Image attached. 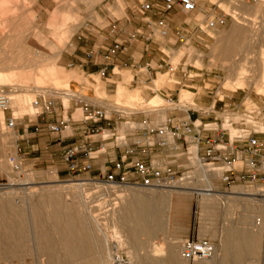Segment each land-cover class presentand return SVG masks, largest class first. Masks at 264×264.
I'll return each mask as SVG.
<instances>
[{
	"label": "rangeland",
	"instance_id": "1",
	"mask_svg": "<svg viewBox=\"0 0 264 264\" xmlns=\"http://www.w3.org/2000/svg\"><path fill=\"white\" fill-rule=\"evenodd\" d=\"M138 1L0 0V74L2 73L6 79L0 84V90L6 91L10 97L18 93L20 97L22 96L18 106L14 104V100H11V106L5 111H0V186L11 187L9 190H0V207L13 220L15 217L11 211L7 210L8 204L20 208L21 218L27 224L25 227L21 225L17 228V230L23 231L24 237L20 242V251L18 250V253H15V255H22L24 264H88L91 262L83 260L81 256L69 258L66 255L68 251L63 249V244L61 246L59 238L52 227L56 222V218L53 217L51 212L57 211V209L61 212L59 220H57L60 221V225L64 224V218L67 219L68 226L66 229L69 228L67 237L70 240L69 242L67 240L66 245H69V247L71 246V239L72 243H75L76 240V243H102L100 232L94 224L92 226L93 220H98L97 223L102 231L107 229L105 231L110 234L107 241L112 243L115 241V238L113 239L111 236L112 228L113 226L118 228V225H114L115 222L114 219H111V214L113 211L118 210L119 204L124 199L123 194L126 189L119 191V196L117 191L115 201H102L95 204L97 207H93L90 203L86 204L84 202L82 204L81 200L84 199V195L80 193L79 196L80 191H78V188L67 185L69 176L62 160L58 159L56 166L50 170L42 168L46 161H43L41 165H33L32 161L28 160V156L23 154L24 151L19 150L20 137L15 129L7 128L6 124L11 116L34 119L47 115L46 112L41 114L43 106L40 95L44 94L55 98L54 112L50 114L76 120L82 116L80 101L85 100L109 108L118 107L123 111L157 110L164 115V110H160L161 106L169 108L171 105L163 95V93L167 95V92H163V90L168 89L170 92H174V90L180 88L188 89V86L192 84L190 80L193 78L182 80L179 69L180 65L183 66L184 70L188 65H192L201 71H189L190 76H198L196 75L198 73V78H201L202 72L211 70L209 75L206 76L210 77V81L205 80V86L211 88L217 98H221L223 95L222 100L225 102L229 101L227 97H231V101L234 100L235 102L242 100L247 106L255 107L264 116V0H243L238 3L235 0H199V7L203 9V12L200 11L196 15V19L204 23L210 16L224 13L227 15L226 24L207 32L208 35L201 36L204 39L202 44L195 45L190 42V44L184 46L179 45L176 51H172L173 58L170 62L173 67H176L174 72H169L164 68L163 70H156L154 73H150L145 69L139 73L133 71L130 67L118 66L114 70L116 75L113 77L108 76V79L101 77L98 73H86L79 66L81 61L85 62L86 51L98 49L101 46L108 35L111 23L115 19L123 28L125 19L128 16L130 17L131 8H134ZM194 19L188 18L186 21L193 24ZM235 25L240 27L236 32L228 37L223 36L225 59L214 60L212 65L209 50L212 48L214 40L210 37H216V34L212 35V33L216 30L219 31L218 35L229 33L231 29L235 28ZM127 32H131V30L129 29ZM160 62L159 58L154 59L151 65L156 68ZM140 64L144 66L145 62ZM120 82L123 83L119 84L116 90ZM221 86L224 87L221 88ZM198 90L202 92L200 87H198ZM217 90L222 91V95H219ZM181 94L180 103H193L194 98L197 96L195 94L192 96L185 91H182ZM155 97H159L161 100L158 104L152 106L150 103ZM123 99L126 100V104L121 103ZM32 102L35 105L34 108ZM138 102L141 103L136 104ZM196 108L200 107L196 106ZM77 112H79L78 116L76 115ZM36 156L38 157V155ZM11 157L16 159L23 157L19 170L12 168L9 162ZM53 172L56 174L54 177H52ZM68 196L71 197L72 201H67ZM52 200L59 203L57 208ZM65 202L71 206L70 209L66 208ZM187 203L188 207L182 215V219L176 225V229L180 233L173 235L171 232L167 234L158 232L155 234L152 243L165 244L174 237L180 239L181 242V239L186 236L181 234L184 225L189 226H187L189 237L207 236L215 243H219V238L213 236V233L208 232L204 236L199 233V230H201L199 204L198 213L195 214L196 206L192 196L189 197ZM35 204L37 205L35 206ZM83 205L89 212H92L88 218L84 216L83 211L85 208ZM34 209H37V214L40 213L36 221L34 220L36 217L32 213ZM73 209L74 211H72ZM76 214L77 216H75ZM70 218L72 219L70 220ZM42 220L44 224H42ZM72 220L74 223H72ZM212 221L214 226L210 230L220 229L222 223L220 216H215ZM17 222L19 224L20 220H17ZM43 226L47 227L46 231H43L45 229ZM40 228L42 229L40 230ZM49 229L53 230L49 231ZM40 232L43 233V237H39L41 236ZM44 238L50 239L51 246H54L53 255L56 258L54 261H50L48 255L39 250V245H47L43 241ZM138 238L141 241L148 239L146 235H139ZM66 245L64 244V246ZM61 249L63 252H61ZM76 253L79 255L82 252ZM76 253L74 254L76 255ZM121 253L127 257L128 253L131 254L132 251L126 245H123L120 249ZM133 253L135 255L134 260L137 261L144 259L149 251L136 250ZM9 255L11 253H7V246L4 247L0 244V264L20 261L19 257L21 258V256L8 257ZM93 263L96 264V262ZM246 264H252L251 260Z\"/></svg>",
	"mask_w": 264,
	"mask_h": 264
},
{
	"label": "built area",
	"instance_id": "2",
	"mask_svg": "<svg viewBox=\"0 0 264 264\" xmlns=\"http://www.w3.org/2000/svg\"><path fill=\"white\" fill-rule=\"evenodd\" d=\"M242 1L235 0L237 3ZM175 9L183 16H196L203 12L199 0H162L160 6H156L152 0L138 1L130 13L142 22V26L122 37L120 35L124 30L115 19L105 38H113L111 43L106 47L87 50L85 59L107 61L99 69L101 77L108 78L109 73L116 75L114 70L118 66L113 65L112 60L124 51L125 44L137 41L151 43L157 38H167L170 28L163 14ZM153 13H157L158 17H153ZM226 17L224 13L215 14L204 23L195 19L193 24L177 28L175 43L183 46L190 44L192 30L200 36L208 35L207 32L224 26ZM162 53L165 58L156 68L149 62L144 66L137 63V71L140 73L145 69L154 73L166 68L174 72L176 67L167 60L170 52ZM182 71L186 79L195 77L190 76L187 68ZM174 92H177L176 96ZM174 92H168L165 96L171 105L166 111L172 110L177 114H166L163 118L157 110L123 111L118 107L109 108L85 100L80 101V119L61 116L60 120L49 124L48 129L54 134L79 132L78 141L66 146L62 153L69 180L80 186L93 207L102 201H115L116 189L125 187L146 191H188L195 202V214L198 213L202 197L215 193L230 194L236 187L245 191V194L240 193L242 195L250 192L248 195L264 207L262 113L242 100L218 106L223 101L217 97L204 108H196L193 103L180 106L179 90ZM40 98L43 106L41 114L53 113L55 98L44 94ZM9 103V95L0 90V109L7 110ZM115 114L117 118H114ZM136 114L144 116L133 118ZM18 120L11 116L7 120V128L15 129ZM22 160L23 157H11L9 162L14 170H19ZM218 185L221 189L217 188ZM255 220L256 225L264 231V212ZM216 249L213 240L190 236L180 243L179 254L188 263H204L215 257ZM7 264L23 263L14 261Z\"/></svg>",
	"mask_w": 264,
	"mask_h": 264
},
{
	"label": "crops",
	"instance_id": "3",
	"mask_svg": "<svg viewBox=\"0 0 264 264\" xmlns=\"http://www.w3.org/2000/svg\"><path fill=\"white\" fill-rule=\"evenodd\" d=\"M152 1L156 6H160L162 3V0H152ZM151 15L155 18L158 17L157 13H153ZM163 16L167 20L170 28V33L167 38L164 39L157 38L155 41L151 43L137 41L132 44H125L124 51L118 54L116 57H114V59L112 60V64L121 67H130L133 71L137 72V68H136L137 63H143V62L151 63L152 60L158 58L160 59V61H162L165 58L162 51L165 53L167 51L170 52V55H168L167 57V60L170 61L173 58V54L171 55V53H173L172 51H176L177 50L176 48L179 46V44L175 43L174 40V33L176 29L179 27H185V25L189 23L188 21H186V19L188 18L196 19V16L195 15L183 16L177 9L169 13L163 14ZM138 26H142V22L130 13V17L128 16L125 19L123 25L124 31L120 36L123 37L129 29L133 30ZM234 27H235L234 29H231L229 33L226 34L218 35L219 33L218 30L212 33V35L216 34V37L213 36L210 37V39L213 38L214 40L212 48L209 50V57L212 59V65L214 64V60H217L219 58H222V60L225 59V56L223 54L224 53L223 43L225 42L223 36L228 37L229 35L233 34L240 28L238 25H235ZM190 37H191V42L194 43L195 45L202 44V42H204V39L201 38V36L197 33V31L192 30ZM112 39L111 38L104 39L100 47H106L111 43ZM84 60L85 62L81 61L79 66L86 73L89 74L98 73L99 69L107 62V61L92 62L86 60L85 57ZM180 69H179V72L181 74L180 78L182 80H187L186 77L184 76L185 72L182 71L183 66L180 65ZM187 71L197 72L201 70L197 68H193L191 67V65H189L187 67ZM210 72L211 70L210 71L206 70L202 72L201 78H198L199 74L195 73L198 76H195L193 79L190 80L192 83L190 86H188V89L190 90L184 88L179 89L178 101L180 106H185V104H188V102L180 103V97L182 96L181 94L182 91H185L191 94L192 96L194 94L197 95L193 100V104L199 106L200 108L207 107L215 100L216 94L212 92L211 88L205 86L206 84L205 80H207L208 82L210 81V77H206L209 75ZM108 75L109 77L114 76L110 73ZM123 82L118 83L116 90L119 84ZM198 87L202 89V92H199ZM223 87L224 86H221V88ZM165 91L167 93L170 92L168 89H166ZM217 93L219 95L220 94L222 95V91L220 90H217ZM174 94L176 96L177 92H174ZM163 95L166 96L164 93ZM222 98L223 95L220 99ZM227 98L229 100L228 102L222 100L223 102H219L218 106L221 105L222 103L231 104L235 102L234 100L231 101L232 99L231 97H227ZM121 103L126 104V100L123 99ZM139 103L141 102H138L136 104ZM162 107L163 106H161L160 110H164V115L158 112V115L161 116V118H163L166 114L173 115L176 113L172 110L166 111V108L162 109ZM190 114L192 113H189V115ZM180 115L182 116L183 114ZM142 116H144V114H136L133 116V118H141ZM192 116H194V114H192ZM60 117L61 116L57 114H47L34 119L19 118L17 125L15 127V132L20 137L19 138L20 143L18 145L20 147L19 150L24 151L23 154L28 156V160L32 161L33 165L36 164L41 165V163L43 164V161H46V164H43L42 168L47 170L53 169L56 166V161L58 159L62 160V153L65 147L75 141H78V139L80 138L79 132L77 131H65L62 132L61 134H54L49 131L48 125L57 122L58 120L61 119ZM117 117L118 115L115 114L114 118ZM36 155H38V157ZM54 176H56V174L53 172L52 177ZM217 188L221 189V186L218 185ZM136 189L137 188H126L124 190L125 197L122 200V203L120 204V207L123 208L122 209L120 208L118 214H115L116 216H114L115 224L118 225V228L120 227L119 228L120 232L123 231L124 233L123 232L122 233L126 236L125 237L124 235H122L123 237L122 246L125 245V242L127 241L126 246H128V249L132 251L131 254L128 253L127 257H125L122 253L121 254L124 256V258L129 260L131 264H158V262L159 264H191L184 261L179 255L180 243L184 239L189 237L188 225L183 226V230L181 234L186 236L185 238L181 239V242L180 239L174 237L168 240L165 244L152 243L155 234L158 232H163V234H167L171 232L173 235H178L180 233L176 229V225L178 224L180 219H182V215L185 213L186 208L188 207L187 202L191 194L187 191H180V190L169 191L170 193L164 190H155L156 192H154L153 190L152 193L150 190H149L150 192H148L146 190L142 191V189H139L138 191L135 192ZM236 192L238 195L236 194ZM240 192H243V189L236 187L232 189V192L230 194L227 195L222 194L224 195L222 196L221 193L219 194L215 193L212 194L211 196H206L205 198L203 197L199 201L200 219H201V223H200L201 230H199V233L202 234V236H204L206 233L211 232V234L213 233V236H217L219 238V243L218 244L216 243L217 254L215 255L212 262H210V264H246V262H248L249 260H251L252 264H264V241H263L264 233L261 229L254 228V220L257 216L263 215L264 207L258 201L249 198L247 196H244L240 194ZM139 195H141L142 197ZM127 197L128 198L130 197V199H128ZM166 199L167 201L169 200L170 201L166 202ZM148 200L151 201L149 202ZM161 200L165 201V203L162 208L163 211L160 212L159 209H160ZM127 207L128 209H126ZM137 208L138 210H136ZM128 210L130 212H128ZM140 210L142 211L139 212ZM246 212H248V214ZM134 214H136L137 217ZM163 214H165V216ZM128 216L130 217L131 221L128 218ZM131 216L134 217L132 218ZM215 216H220L222 223L220 224V229L212 231L210 229H212L214 226V222L212 221V219ZM150 218L154 222L153 224ZM230 219L232 220L230 221ZM132 221H134L136 224ZM126 223H129V225ZM125 226L127 227V229ZM150 228L153 231L152 230L146 231L147 229ZM135 231H137V233ZM132 234H134L135 237H133L134 235ZM139 235H146L148 239L146 241H141L138 238ZM251 235H253V237ZM204 237L208 238L207 236ZM132 238L133 240L131 241ZM71 244L72 245L69 247V250L72 251L74 250L75 252H82L79 255L76 254V256H81L83 260L91 261L88 264H94L93 262L99 264L100 257L106 251L104 245L100 242H81V243H71ZM155 246L157 247L155 248ZM136 250H148L149 253L147 254V256L144 257V259L135 261L133 260V258L135 259V255L133 251ZM155 250L158 252L155 253ZM151 251L153 254L151 253ZM129 257L130 259H128ZM192 264H209V263H192Z\"/></svg>",
	"mask_w": 264,
	"mask_h": 264
},
{
	"label": "bare ground",
	"instance_id": "4",
	"mask_svg": "<svg viewBox=\"0 0 264 264\" xmlns=\"http://www.w3.org/2000/svg\"><path fill=\"white\" fill-rule=\"evenodd\" d=\"M262 68H263V66H262ZM264 74V73H263ZM55 75V74H54ZM53 78V77H52ZM56 78V77H55ZM262 78V77H261ZM60 79V78H59ZM6 79L4 78V76L2 75V73L0 74V84H2L4 81H5ZM51 80V79H50ZM56 80V79H55ZM59 82H61V81H59ZM263 82V81H262ZM56 83V82H55ZM54 87H55V85H54ZM58 87V86H57ZM120 91V90H119ZM6 92V91H5ZM8 94V93H7ZM19 94V93H18ZM15 95L14 94V96H9V98H10V103H9V105H8V108L11 106V100H14V104L15 105H19V102H20V98L22 97H20V95ZM22 95V94H21ZM142 95V94H141ZM119 96H120V94H119ZM132 96V95H131ZM137 96V95H136ZM143 96V95H142ZM134 98V97H133ZM31 99V98H30ZM22 100V99H21ZM160 98L159 97H155L154 99H152L151 100V103H150V105H152V106H155L156 104H158L159 102H160ZM30 103V102H29ZM33 103V102H32ZM21 105V104H20ZM34 103H33V108H34ZM149 106V105H148ZM31 108V107H30ZM29 108V110H31ZM32 108V109H33ZM0 111H4V110H2V109H0ZM16 111V110H15ZM35 111V110H34ZM1 114V113H0ZM76 115L78 116L79 115V112H77L76 113ZM67 185L68 186H72V187H74V188H78V191H80L78 194H79V196H80V193L81 194H83L84 195V191H82V189L80 188V186L79 185H77L76 183H74V182H72V181H70V180H67ZM59 186V185H58ZM26 189L28 188V187H25ZM125 188H127V187H125ZM125 188H118V189H116V193H117V191H118V196H119V191H123L122 189H125ZM9 189H11V187L10 186H6V185H3V186H0V190H9ZM68 190V189H67ZM129 190V189H128ZM133 190V189H132ZM139 189H136L135 190V192L136 191H138ZM177 190H180V189H177ZM143 191V190H142ZM151 192L153 191V190H150ZM150 191H148V192H150ZM164 191H173V190H164ZM180 191H185V190H180ZM242 191V190H241ZM50 192V191H49ZM63 192V191H62ZM154 192H156L155 190H154ZM178 192V191H177ZM188 192V191H187ZM64 193V192H63ZM66 193H67V191H66ZM129 193V192H128ZM131 193V192H130ZM141 193V192H140ZM153 193V192H152ZM151 193V194H152ZM170 193V192H169ZM241 193V192H240ZM248 193H250V192H247L246 193V195H244V196H247V197H249V198H252L250 195H248ZM50 194H52V193H50ZM56 194V193H55ZM136 194V193H135ZM144 194V193H143ZM142 194V195H143ZM150 194V195H151ZM167 194V193H166ZM236 194H237V192H236ZM243 194H245V191L243 190ZM44 195V194H43ZM124 195V194H123ZM131 195V194H130ZM170 195V194H169ZM168 195V196H169ZM222 195V194H221ZM227 195V194H226ZM238 195V194H237ZM236 195V196H237ZM45 196V195H44ZM46 196H48V195H46ZM51 196V195H50ZM75 196V195H74ZM122 196V195H121ZM129 196V195H128ZM132 196V195H131ZM139 196H141V195H139ZM153 196V195H152ZM157 196V195H156ZM171 196V195H170ZM222 196H224V195H222ZM241 196V195H240ZM53 197V196H52ZM67 197V196H66ZM124 197H125V195H124ZM123 197V198H124ZM138 197V196H137ZM142 197V196H141ZM151 197V196H150ZM160 197V196H159ZM206 197V196H205ZM204 197V198H205ZM41 198V197H40ZM80 198V197H79ZM83 198V197H82ZM128 198V197H127ZM126 198V199H127ZM140 198V197H139ZM203 198V197H202ZM238 198H240V197H238ZM39 199V198H38ZM63 199H64V197H63ZM73 199V198H72ZM77 199H78V197H77ZM81 199V198H80ZM128 199H130V197L128 198ZM127 199V200H128ZM227 199V198H226ZM244 199H246V198H244ZM253 199V198H252ZM71 200V197L70 196H68V198H67V201H70ZM122 200V199H121ZM121 200H120V202H121ZM145 200V199H144ZM153 200V199H152ZM165 200V199H164ZM228 200V199H227ZM38 201V200H37ZM57 202L59 201V199L58 200H56ZM72 201V200H71ZM132 201V200H131ZM149 201V200H148ZM151 201V200H150ZM149 201V202H150ZM170 201V200H169ZM169 201H167V199H166V202H169ZM248 201V200H247ZM40 202V201H39ZM43 202H44V199H43ZM52 202H54V206H56V208H57V206H58V204L59 203H57V202H55V201H53L52 200ZM73 202H74V200H73ZM76 202H78V201H76ZM81 202H82V204H84V202L87 204L88 203V201L86 200V198H85V195H84V199H82L81 200ZM133 202V201H132ZM138 202V201H137ZM1 203H3V202H1ZM45 203V202H44ZM43 203V204H44ZM75 203V202H74ZM122 203V202H121ZM134 203V202H133ZM164 203H165V201H163V200H161L160 201V212L161 211H163L162 210V208H163V205H164ZM5 204H6V202H5ZM4 204V205H5ZM89 204V203H88ZM227 204V203H226ZM37 204H35V206H36ZM41 205V204H40ZM50 205H52V204H50ZM65 205H66V208H68V209H70L71 208V206L68 204V203H66L65 202ZM120 205V204H119ZM144 205V204H143ZM7 206V205H6ZM44 206V205H43ZM42 206V207H43ZM64 206V205H63ZM84 206V205H83ZM88 206V205H87ZM130 206V205H129ZM135 206V205H134ZM133 206V207H134ZM247 206H249V205H247ZM47 207V206H46ZM52 207V206H51ZM82 207V206H81ZM131 207V206H130ZM136 207V206H135ZM157 207V206H156ZM8 208V209H7ZM6 209L7 210H9V211H11L12 213H13V216L15 217V219L13 220L12 218H11V216L9 217V216H7L4 212H3V209L0 207V244H1V246L3 245L4 247H6L7 246V253H11V255H9L8 257H14V256H17V255H19V254H17V255H15V253H18V250L20 249V242H21V239L24 237V233H23V231L22 230H17V228H19V226H24L25 227V225H27V224H25V222L23 221V218H21L22 216H21V213H20V208H18V207H16V206H14V205H12V204H8V207H7ZM28 208V207H27ZM31 208V207H30ZM29 208V209H30ZM83 208V207H82ZM84 213H85V215L84 216H86V218H88L89 217V215H90V213H92V212H89L88 210H87V208L84 206ZM121 207L119 206V208H118V210H116V211H113L112 212V214H111V219L113 220L114 219V216H116L115 214H118V211H119V209H120ZM123 208V207H122ZM121 208V209H122ZM240 208V207H239ZM33 209V208H32ZM48 209V208H47ZM65 209V208H64ZM68 209H67V211H68ZM126 209H128V207L126 208ZM131 209V208H130ZM129 209V210H130ZM133 209V208H132ZM156 209V208H155ZM170 209V208H169ZM260 209V208H259ZM258 209V210H259ZM5 210V209H4ZM46 210V209H45ZM124 210V209H123ZM128 210V212H130ZM136 210H138V208L136 209ZM22 211V210H21ZM30 211V210H29ZM40 211V210H39ZM72 211H74V209L72 210ZM76 211V210H75ZM92 211V210H91ZM127 211V210H126ZM131 211H133V210H131ZM142 210H140L139 212H141ZM156 211V210H155ZM246 211V210H245ZM23 212V211H22ZM71 212V211H70ZM137 212V211H136ZM135 212V213H136ZM169 212V211H168ZM256 212V211H255ZM31 213V212H30ZM33 215H35V217L36 218H34V220L36 221L37 220V218L39 217V214H37L38 213V211H37V209H34L33 210ZM52 214H53V217H55L56 218V222L54 223V225L52 226L53 227V229H54V231H55V234L57 235V237L59 238V243L61 244V246H62V244H63V249L65 250V251H68V253L66 252V255H68V257L69 258H72V257H74V256H76L74 253H76L74 250L72 251V250H69V245H66V242H67V240H68V235H67V230L69 229H66V227L68 226L67 224H68V221H67V219H65L64 217V220H63V222H64V224L62 225H60L59 224V222L60 221H57V220H59L58 218L60 217V214H61V212H59V210L57 209V211H52L51 212ZM247 214H248V212H246ZM250 213H252V212H250ZM257 213V212H256ZM75 214V213H74ZM129 214V213H128ZM127 214V215H128ZM140 214V213H139ZM260 214V213H259ZM46 215V214H45ZM50 216H51V214H49ZM135 216H136V214H134ZM162 215V214H161ZM164 216H165V214H163ZM246 215V214H245ZM253 215V214H252ZM38 216V217H37ZM75 216H77V214L75 215ZM120 216V215H119ZM151 216V215H150ZM155 216V215H154ZM249 216V215H248ZM251 216V215H250ZM72 217V216H71ZM91 217V216H90ZM93 217V216H92ZM132 217V216H131ZM134 217V216H133ZM132 217V218H133ZM137 217V216H136ZM252 217V216H251ZM25 218V217H24ZM77 218V217H76ZM79 218V217H78ZM122 218H123V216H122ZM128 218L130 219V217L128 216ZM142 218V217H141ZM54 219V218H53ZM72 218H70V220H71ZM117 219V218H116ZM121 219V218H120ZM161 219V218H160ZM251 219V218H250ZM17 220H20V223L18 224V222H17ZM40 220V219H39ZM74 220V219H73ZM72 220V221H73ZM84 220V219H83ZM89 220H90V218H89ZM97 220V219H96ZM150 220H151V218H150ZM72 221H70V223L72 222ZM87 221V220H86ZM98 221V220H97ZM97 221H95V220H93V223H92V226H93V224H94V226H95V228L100 232L99 234H101L100 236V238H101V241H102V244L104 245V247H105V249H106V251L103 253V255L100 257V263L99 264H131V262L129 261V260H127L126 258H124V256H122L121 254H120V249H121V246H122V244H123V238H122V235H124L122 232H120V229H118L116 226H113V228H112V234H111V236H112V238L114 239L115 238V241H113L112 243H109L108 241H107V237H108V235H110V234H108L106 231H107V229H104L103 231L101 230V228H99L100 227V225H98V223H97ZM130 221H131V219H130ZM144 221H146V220H144ZM148 221H149V219H148ZM152 221V220H151ZM240 221H241V219H240ZM256 220H254V228H256V229H261L262 231H263V229L261 228V227H258L257 225H256V222H255ZM41 222V221H40ZM80 222V221H79ZM79 222H78V224H79ZM85 222V221H84ZM132 222H134V221H132ZM140 222V221H139ZM157 222H159V221H157ZM244 222V221H243ZM32 223V222H31ZM53 223V222H52ZM62 223V222H61ZM72 223H74V221L72 222ZM71 223V224H72ZM82 223V222H81ZM80 223V224H81ZM135 223V222H134ZM146 223V222H145ZM154 222L152 221V224H153ZM41 224V223H40ZM42 224H44L43 223V220H42ZM83 224V223H82ZM109 224H111V222H109ZM121 224V223H120ZM126 224H128L129 225V223H126ZM136 224V223H135ZM149 224H150V222H149ZM148 224V225H149ZM151 224V225H152ZM73 225V224H72ZM74 225H77V224H74ZM85 225V224H84ZM113 225V224H112ZM114 225H115V223H114ZM122 225V224H121ZM124 225V224H123ZM131 225H132V223H131ZM150 225V226H151ZM154 225H156V224H154ZM246 225V224H245ZM144 226V225H143ZM38 227V226H37ZM44 227V226H43ZM42 227V228H43ZM51 226H50V228H52ZM74 227V226H73ZM124 227V226H123ZM126 227V226H125ZM130 227V226H129ZM147 227V226H146ZM153 227V226H152ZM156 227V226H155ZM39 228V227H38ZM42 228H40V230L42 229ZM45 229H43V231L45 230L46 231V228L47 227H44ZM120 228V227H119ZM137 228V227H136ZM140 228V227H139ZM248 228V227H247ZM250 228V227H249ZM21 229V228H20ZM24 229V228H23ZM52 229V230H53ZM126 229H127V227H126ZM244 229V228H243ZM253 229V228H252ZM25 230H27V229H25ZM52 230H50L49 229V231H52ZM95 230V229H94ZM106 230V231H105ZM130 230H132V229H130ZM138 230H141V229H138ZM146 230V229H145ZM148 230H152L151 228L150 229H147L146 231H148ZM128 231H129V229H128ZM153 231V230H152ZM151 231V232H152ZM25 232V231H24ZM37 232V231H36ZM76 232V231H75ZM81 232V231H80ZM79 232V233H80ZM95 232H96V230H95ZM136 233H137V231H135ZM142 232V231H141ZM150 232V233H151ZM256 232V231H255ZM260 232V231H259ZM258 232V233H259ZM27 233V232H26ZM41 233V232H40ZM45 233H47V232H45ZM70 233V232H69ZM82 233H84V232H82ZM122 233V234H121ZM129 233V232H128ZM149 233V232H148ZM229 233V232H228ZM236 233V232H235ZM261 233V232H260ZM263 233H264V231H263ZM47 234H49V233H47ZM46 234V235H47ZM53 234V233H52ZM78 234V233H77ZM130 234V233H129ZM141 234V233H140ZM143 234V233H142ZM234 234V233H233ZM252 234V233H251ZM262 234V233H261ZM26 235V234H25ZM38 235H40V234H38ZM45 235V236H46ZM85 235V234H84ZM131 235V234H130ZM132 235H134V234H132ZM71 236V235H70ZM75 236V235H74ZM125 236V235H124ZM252 237H253V235H251ZM255 236H257V235H255ZM26 237H27V235H26ZM39 237H43V233H41V236H39ZM126 237V236H125ZM133 237H135V235L133 236ZM246 237V236H245ZM259 237V236H258ZM28 238V237H27ZM46 238H48L47 236H46ZM46 238H44V242L47 244V245H45V246H42V245H39L38 247H39V250L40 251H43L44 252V254H46V255H48V259L50 260V261H54V259H56L55 258V255H53L54 253H53V250H54V246L52 247L51 246V240L50 239H46ZM72 238H76V237H72ZM80 238V237H79ZM131 238V237H130ZM255 238V237H254ZM78 239V238H77ZM69 240H70V238H69ZM69 240H68V242H69ZM74 240V239H73ZM128 240V239H127ZM133 240V238L131 239V241ZM225 240H226V237H225ZM71 241H72V239H71ZM70 241V243H72ZM82 241V240H81ZM129 241V240H128ZM229 241H231V240H229ZM229 241H228V243H229ZM235 241V240H234ZM240 241V240H239ZM252 241V240H251ZM55 242V241H54ZM76 242H77V240H76ZM75 242V243H76ZM127 242V241H126ZM125 242V245L127 244ZM225 242V241H224ZM250 242V241H249ZM251 243V242H250ZM253 243V242H252ZM50 244V245H49ZM57 244V243H56ZM60 244L58 245V248H59V246H60ZM64 244L66 245V246H64ZM254 244H255V242H254ZM72 245V244H71ZM57 246V245H56ZM128 247V246H127ZM157 246H155V248H156ZM57 248V249H58ZM154 248V247H153ZM157 250V249H156ZM155 250V253H157L158 251H156ZM20 251V250H19ZM58 251H60V250H58ZM162 251H163V249H162ZM61 252H63V250L61 249ZM154 252V251H153ZM160 252V251H159ZM151 253H152V251H151ZM77 254V253H76ZM80 254V253H79ZM153 254V253H152ZM160 254V253H159ZM163 254V253H162ZM217 254V253H216ZM61 255V254H60ZM156 255V254H155ZM180 255V254H179ZM19 256H21V258L19 257ZM18 257H19V259H20V261L24 264V260H23V258H22V255H19ZM67 257V256H66ZM65 257V258H66ZM128 259H130V257L128 258ZM214 259V258H213ZM212 259V260H213ZM68 260H70V259H68ZM133 260H134V258H133ZM212 260L211 261H209V262H204V263H209L210 264V262H212ZM56 261V260H55ZM58 261V260H57ZM71 261V260H70ZM50 263V262H49ZM52 263V262H51ZM56 263H58V262H56ZM133 263V262H132ZM202 263V262H201ZM98 264V263H97ZM158 264H159V262H158Z\"/></svg>",
	"mask_w": 264,
	"mask_h": 264
}]
</instances>
